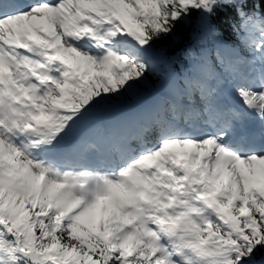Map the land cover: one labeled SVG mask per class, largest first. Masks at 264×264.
I'll return each instance as SVG.
<instances>
[{
    "label": "snow or ice",
    "instance_id": "1",
    "mask_svg": "<svg viewBox=\"0 0 264 264\" xmlns=\"http://www.w3.org/2000/svg\"><path fill=\"white\" fill-rule=\"evenodd\" d=\"M0 264H264V0H0Z\"/></svg>",
    "mask_w": 264,
    "mask_h": 264
},
{
    "label": "trees",
    "instance_id": "2",
    "mask_svg": "<svg viewBox=\"0 0 264 264\" xmlns=\"http://www.w3.org/2000/svg\"><path fill=\"white\" fill-rule=\"evenodd\" d=\"M165 48H167L169 50V54H174V52L177 49V45L173 44V43H166L165 45H163ZM147 94L146 89L141 88L139 89V95H134L131 96L129 98H127L126 102H133V100L137 97H141L143 95Z\"/></svg>",
    "mask_w": 264,
    "mask_h": 264
},
{
    "label": "rangeland",
    "instance_id": "3",
    "mask_svg": "<svg viewBox=\"0 0 264 264\" xmlns=\"http://www.w3.org/2000/svg\"><path fill=\"white\" fill-rule=\"evenodd\" d=\"M140 100V99H139ZM139 100H137L133 105H135Z\"/></svg>",
    "mask_w": 264,
    "mask_h": 264
}]
</instances>
